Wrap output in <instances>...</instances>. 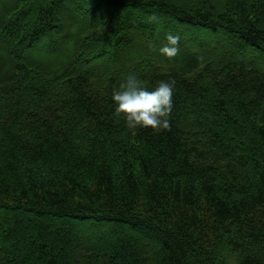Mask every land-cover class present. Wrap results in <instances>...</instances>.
Here are the masks:
<instances>
[{"label": "trees", "instance_id": "1", "mask_svg": "<svg viewBox=\"0 0 264 264\" xmlns=\"http://www.w3.org/2000/svg\"><path fill=\"white\" fill-rule=\"evenodd\" d=\"M0 264H264V0H0Z\"/></svg>", "mask_w": 264, "mask_h": 264}, {"label": "clouds", "instance_id": "2", "mask_svg": "<svg viewBox=\"0 0 264 264\" xmlns=\"http://www.w3.org/2000/svg\"><path fill=\"white\" fill-rule=\"evenodd\" d=\"M166 41L159 49L160 54L173 58L179 53L180 37L169 34ZM174 90L173 81H160L154 89L148 90L135 75H129L120 89L112 93L115 114L122 115L132 129H168Z\"/></svg>", "mask_w": 264, "mask_h": 264}, {"label": "rangeland", "instance_id": "3", "mask_svg": "<svg viewBox=\"0 0 264 264\" xmlns=\"http://www.w3.org/2000/svg\"><path fill=\"white\" fill-rule=\"evenodd\" d=\"M204 37H207L206 35H202V38H204ZM40 53H41V55L43 54V55H46L47 54V52L46 51H40Z\"/></svg>", "mask_w": 264, "mask_h": 264}]
</instances>
